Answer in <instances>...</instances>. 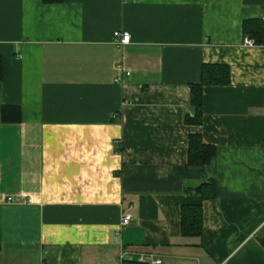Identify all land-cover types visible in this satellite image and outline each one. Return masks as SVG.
Here are the masks:
<instances>
[{
	"label": "crops",
	"instance_id": "1",
	"mask_svg": "<svg viewBox=\"0 0 264 264\" xmlns=\"http://www.w3.org/2000/svg\"><path fill=\"white\" fill-rule=\"evenodd\" d=\"M262 16L264 0H0V264H121L122 248L264 264V45L243 43ZM204 63L230 82L188 124ZM191 134L216 147L202 167Z\"/></svg>",
	"mask_w": 264,
	"mask_h": 264
},
{
	"label": "trees",
	"instance_id": "2",
	"mask_svg": "<svg viewBox=\"0 0 264 264\" xmlns=\"http://www.w3.org/2000/svg\"><path fill=\"white\" fill-rule=\"evenodd\" d=\"M63 0H43L44 3H60ZM250 29L244 27V32L253 39L254 44L264 45V20L262 18L251 20ZM230 82V71L224 64H207L201 66V79L199 83L189 84L190 105L192 116L185 115L184 121L188 124H200L202 121V90L205 85H227ZM216 147L203 140L200 134H191L188 138L187 167H202L210 162L215 155ZM196 191L202 199L216 197L214 181L202 183ZM180 223L183 235H199L202 232V207L200 204H185L180 208ZM264 245V240L260 239ZM121 264H142L132 260H124Z\"/></svg>",
	"mask_w": 264,
	"mask_h": 264
},
{
	"label": "built area",
	"instance_id": "3",
	"mask_svg": "<svg viewBox=\"0 0 264 264\" xmlns=\"http://www.w3.org/2000/svg\"><path fill=\"white\" fill-rule=\"evenodd\" d=\"M262 19L264 20V16H262ZM114 37L118 40V44L124 45L128 44L130 42V33L126 30H116L114 32ZM243 43L248 46L254 45L253 39L250 38H244ZM132 220V217L129 213H126L122 216L120 225L125 226L130 223ZM131 253L126 248H122L119 252L118 259L120 262L124 260H132L134 259L138 263L142 264H162V260L158 255L155 254H146L143 252L137 253L134 257H131ZM219 264H227L226 261H222Z\"/></svg>",
	"mask_w": 264,
	"mask_h": 264
}]
</instances>
